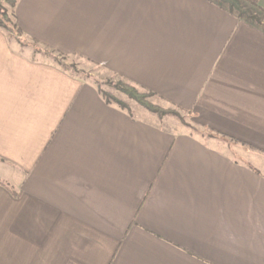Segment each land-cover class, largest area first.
Listing matches in <instances>:
<instances>
[{
    "label": "crops",
    "instance_id": "obj_1",
    "mask_svg": "<svg viewBox=\"0 0 264 264\" xmlns=\"http://www.w3.org/2000/svg\"><path fill=\"white\" fill-rule=\"evenodd\" d=\"M239 2L263 15L16 0L24 37L193 124L108 103L0 28V264H264V0Z\"/></svg>",
    "mask_w": 264,
    "mask_h": 264
},
{
    "label": "rangeland",
    "instance_id": "obj_2",
    "mask_svg": "<svg viewBox=\"0 0 264 264\" xmlns=\"http://www.w3.org/2000/svg\"><path fill=\"white\" fill-rule=\"evenodd\" d=\"M244 5L246 6L245 8L250 10V13L252 15H255L256 17L257 15H263L253 6L248 4ZM0 9H4L8 13H10L12 10L7 0H0ZM21 38L24 44L21 45L27 46L34 50L36 56L43 60L58 65L60 68L69 71L70 73L76 75L81 79L89 81L90 83L95 85V87L102 93V95L109 99L110 102H112L113 104H115L114 101H118L121 103V105H123L125 109H128L130 111L132 110L133 113L134 111L137 113L138 110L146 109L144 106L140 105L135 100L128 97V95L122 92L118 88V86H116L118 80H120L118 76L96 65H93L92 63L78 56L67 55L65 57H62L60 55H57L55 52H52L51 49L41 46L40 44L35 43L34 41L24 37L23 35L21 36ZM146 100L156 107H160L162 109H170V111H172L169 113H160L146 109L149 112L155 113L164 125H180L182 126V128H185L186 125L192 126L193 118L189 114L184 113L182 111H177L176 108L169 106L168 104L156 98L155 96L148 97ZM189 126H187L186 129L190 130L191 128H189Z\"/></svg>",
    "mask_w": 264,
    "mask_h": 264
},
{
    "label": "trees",
    "instance_id": "obj_3",
    "mask_svg": "<svg viewBox=\"0 0 264 264\" xmlns=\"http://www.w3.org/2000/svg\"><path fill=\"white\" fill-rule=\"evenodd\" d=\"M211 1L216 2V3L226 4L228 6V10L230 12H237L239 15H245L247 18H250L251 20H255L257 18L255 15H252L250 13L249 9L243 7L240 4L239 0H211ZM7 2L10 4L12 10L10 13H8L6 10L0 9V28L4 29L6 32H8L9 35L12 38L16 39L20 44H23V40L21 38L22 32L17 25V21H16L15 14H14V6L16 3V0H7ZM34 42L37 43L36 41H34ZM51 51L55 52L57 55H60L62 57L67 56V54L60 53V52H57L55 50H51ZM119 79L120 80H118L116 86H118V88L122 92H124L126 95H128V97L132 98L137 103L144 106L146 109H148L150 111H154V112H160V113L172 112V111H170V109H162L160 107H156L146 100L148 97H152V96L154 97L155 96V94L153 92L139 88V87H137L133 84H130L129 82H127L121 78H119ZM104 99L108 103H112L106 97H104ZM114 102H115V104H118L117 106H119L120 108H124L120 102H118V101H114ZM176 110L181 111L180 109H177V108H176ZM184 113L189 114L188 112H184Z\"/></svg>",
    "mask_w": 264,
    "mask_h": 264
}]
</instances>
